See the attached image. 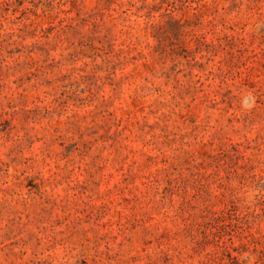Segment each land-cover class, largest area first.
<instances>
[{"label":"rangeland","instance_id":"rangeland-1","mask_svg":"<svg viewBox=\"0 0 264 264\" xmlns=\"http://www.w3.org/2000/svg\"><path fill=\"white\" fill-rule=\"evenodd\" d=\"M0 264H264V0H0Z\"/></svg>","mask_w":264,"mask_h":264}]
</instances>
